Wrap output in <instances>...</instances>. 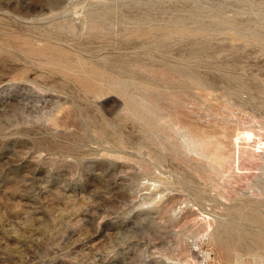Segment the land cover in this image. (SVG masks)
I'll return each mask as SVG.
<instances>
[{
	"label": "rangeland",
	"instance_id": "374dc122",
	"mask_svg": "<svg viewBox=\"0 0 264 264\" xmlns=\"http://www.w3.org/2000/svg\"><path fill=\"white\" fill-rule=\"evenodd\" d=\"M258 141L264 0H0V264H260Z\"/></svg>",
	"mask_w": 264,
	"mask_h": 264
},
{
	"label": "bare ground",
	"instance_id": "6f19581e",
	"mask_svg": "<svg viewBox=\"0 0 264 264\" xmlns=\"http://www.w3.org/2000/svg\"><path fill=\"white\" fill-rule=\"evenodd\" d=\"M242 133V132H241ZM244 134V133H243ZM245 136H244V138L246 139V140H251L252 138H253V134H252V132H246L245 134H244ZM243 137V136H242ZM239 140V139H238ZM258 143V146H256V147H258L259 148V151L258 152H262V150L264 149V143L263 142H260V141H258L257 142ZM244 217L246 218V217H248V218H250V216H247L246 214L244 215ZM255 217V216H254ZM209 217H207V219H206V223H205V231L199 236V243H206V244H213V243H219V246L220 247H223V248H221V249H225V247L227 246V244L225 245V242H222V241H220L219 240V238H217V236H216V234H215V231H214V229L212 228V225H211V223L209 222ZM226 224L228 225V223L226 222ZM223 225V224H222ZM221 225V226H222ZM220 226V225H219ZM223 227V226H222ZM221 227V228H222ZM227 227V226H226ZM224 228V227H223ZM227 229V228H226ZM225 230V229H224ZM223 231V230H222ZM226 231H228V229L226 230ZM226 233V232H225ZM221 243H220V242ZM229 243H231L232 244V246L234 245V246H238L240 243H239V241H237V242H234V241H230ZM240 246H242L241 244H240ZM203 252H205V253H207L206 251H204V250H202ZM237 253H239V252H237ZM261 255V254H260ZM260 255H257L256 254V256H254L253 255V257H252V259L254 260V262L255 263H260V264H263V262H264V256H260ZM234 258V264H245L244 263V260H243V257L241 256V255H239V254H235L234 253V256H233ZM185 264V263H184Z\"/></svg>",
	"mask_w": 264,
	"mask_h": 264
},
{
	"label": "built area",
	"instance_id": "2783aa9c",
	"mask_svg": "<svg viewBox=\"0 0 264 264\" xmlns=\"http://www.w3.org/2000/svg\"><path fill=\"white\" fill-rule=\"evenodd\" d=\"M185 264H216L214 253L207 251L203 252L201 247H194L193 259H190Z\"/></svg>",
	"mask_w": 264,
	"mask_h": 264
}]
</instances>
